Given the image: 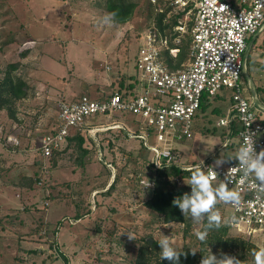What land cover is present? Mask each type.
Listing matches in <instances>:
<instances>
[{"label": "rangeland", "instance_id": "1", "mask_svg": "<svg viewBox=\"0 0 264 264\" xmlns=\"http://www.w3.org/2000/svg\"><path fill=\"white\" fill-rule=\"evenodd\" d=\"M116 1L136 3L129 20L108 17L107 0H0V82L16 62L12 74L29 85L26 97L11 102L15 117L0 108V264H137L146 240L163 236L178 250L207 248L195 235L206 219L166 222L146 206L154 190L146 183L156 171L153 152L128 132L137 128L132 114L93 115V130L73 134L59 153L45 157L39 149L55 126L61 100L105 96L138 74V48L157 22L156 12L150 0ZM246 80L244 72L242 85ZM231 96L224 88L209 99L194 118L193 136L174 143L181 166L216 165L237 153L238 135L218 125ZM147 140L157 144L155 136ZM189 179L168 177L191 195ZM216 209L225 220L227 207L218 203ZM250 240L264 248V232ZM227 256L255 264L253 253Z\"/></svg>", "mask_w": 264, "mask_h": 264}, {"label": "built area", "instance_id": "2", "mask_svg": "<svg viewBox=\"0 0 264 264\" xmlns=\"http://www.w3.org/2000/svg\"><path fill=\"white\" fill-rule=\"evenodd\" d=\"M150 3L157 17L164 14L163 29L155 22L145 32L136 56L138 74L131 77L134 80L124 86L118 84L105 96L82 94L61 100L55 126L40 140L43 156L52 157L62 151L73 134L93 130V115L128 113L136 118L137 125L136 131L128 132L132 137H142L143 144L153 152L150 163L155 168L180 165L174 143L193 136L194 118L203 99H213L224 88L232 90V104L218 125L238 124V149L251 137L256 152L264 150V106L252 103L241 81L249 39L264 29V0H241L239 4L232 0H150ZM187 37L190 38L187 57L181 61ZM149 136H155L157 144L150 145ZM201 165L205 172L212 167L217 173L213 180L216 187L226 181L228 170L238 167L239 162L233 158L219 166L206 161ZM229 179L228 187L240 193L241 203L234 207L220 202L227 207L225 223L238 234L253 237L263 233L264 194L257 198L251 187L254 178L244 179L242 170L237 168ZM146 184L153 187L154 181Z\"/></svg>", "mask_w": 264, "mask_h": 264}, {"label": "trees", "instance_id": "3", "mask_svg": "<svg viewBox=\"0 0 264 264\" xmlns=\"http://www.w3.org/2000/svg\"><path fill=\"white\" fill-rule=\"evenodd\" d=\"M106 6L109 13H115L114 20L117 22H125L129 20L133 16L136 9V3L134 2L125 4L117 2L116 0H107ZM163 16L164 14L158 15V17L156 16V23L160 27H162L163 24ZM188 43L189 42H186V44L182 46L183 49L180 55L181 61L185 59L184 53L187 49ZM16 67H18V63L16 62L9 64V67L6 70V75L2 82H0V108H8L11 117H15V110L12 107L11 102L15 99L26 97L29 89V85L26 80L20 76L12 74L11 71L16 69ZM208 100L209 99H206V97L203 99L201 109L205 110L210 105ZM216 109L217 108L214 110ZM232 133L237 134L238 130ZM75 137L79 139L80 144L84 141L81 135H77ZM59 152H55L53 155ZM150 165L156 171V176L154 178L153 194L152 197L146 201V206L158 214L163 215L166 222L176 221L185 223L187 220L186 216L183 215L181 210L173 203V201L178 197H182L185 193L189 194V189L180 188L176 184L171 185L168 177H190L192 171L197 168L188 169L180 165L155 168L152 163H150ZM113 186L114 183L111 184L109 190L112 189ZM206 227L207 220H205L202 231H204ZM250 237L251 236L243 234L231 235L228 224H226L222 219L221 226L219 228L208 230V235L203 241V245L205 246L207 244V248L205 247L201 249V252H196L195 254L192 253V251H194L192 249H181L184 254L180 256L179 264H201L203 256L206 257L210 254V252H207V249H210V251H212V253L219 258L222 255H227L229 253L247 256L249 253L260 250L255 243L251 242ZM160 251L158 241L151 242L150 239H147L146 245L138 254L137 264H171V262L166 259L161 260Z\"/></svg>", "mask_w": 264, "mask_h": 264}, {"label": "clouds", "instance_id": "4", "mask_svg": "<svg viewBox=\"0 0 264 264\" xmlns=\"http://www.w3.org/2000/svg\"><path fill=\"white\" fill-rule=\"evenodd\" d=\"M108 17L114 20L115 13L108 14ZM233 158L238 160L239 165L228 170L226 181H222L218 186L214 187L213 180L217 173L212 167H209L210 170L205 172L201 165V167L192 171L190 179L186 182V184L191 186V195L185 193L182 197H178L173 201L183 215L190 217L194 223L199 224L205 219L207 220L206 229L195 233L201 241L206 239L208 230L221 226L222 217L216 209L218 203H229L234 207H238L241 203L240 193L228 187L229 178L234 170L237 168L242 170L244 179L249 177L254 178L255 182L251 187L257 192L258 199L261 194H264V150L257 153L254 148L253 139L248 137L245 143L239 147L235 156L228 154V160ZM224 162L223 159H218L216 165L219 166ZM241 182L243 183V180ZM128 236L129 239H133L131 235ZM158 245L161 250V260L166 259L171 264H179L180 256L184 253L182 250L173 247L169 236H163L159 240ZM192 253L195 254L196 252L192 251ZM253 256L255 264H264V248L253 252ZM201 264H242V262L234 256L222 255L221 258H217L216 255L210 252L208 256H203Z\"/></svg>", "mask_w": 264, "mask_h": 264}, {"label": "crops", "instance_id": "5", "mask_svg": "<svg viewBox=\"0 0 264 264\" xmlns=\"http://www.w3.org/2000/svg\"><path fill=\"white\" fill-rule=\"evenodd\" d=\"M232 1L239 4L241 0ZM243 58L244 67L242 74L245 72L249 77V80H246V85H243L244 93L251 98L255 106H264V29L249 39L247 52ZM216 97H219V94ZM215 105H217L215 111L217 114H220L221 107L218 104ZM229 106L231 105L229 104ZM221 117L224 116H220L219 119ZM228 126V134L238 129V124L236 122H232ZM235 154L232 155L235 156Z\"/></svg>", "mask_w": 264, "mask_h": 264}, {"label": "water", "instance_id": "6", "mask_svg": "<svg viewBox=\"0 0 264 264\" xmlns=\"http://www.w3.org/2000/svg\"><path fill=\"white\" fill-rule=\"evenodd\" d=\"M152 241V240H151Z\"/></svg>", "mask_w": 264, "mask_h": 264}]
</instances>
